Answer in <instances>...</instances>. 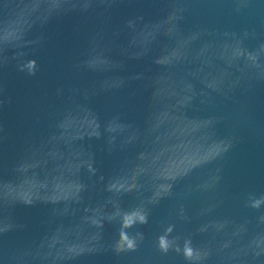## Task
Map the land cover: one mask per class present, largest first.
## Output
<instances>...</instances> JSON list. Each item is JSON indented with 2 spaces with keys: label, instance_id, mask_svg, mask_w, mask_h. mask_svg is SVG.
Listing matches in <instances>:
<instances>
[{
  "label": "water",
  "instance_id": "1",
  "mask_svg": "<svg viewBox=\"0 0 264 264\" xmlns=\"http://www.w3.org/2000/svg\"><path fill=\"white\" fill-rule=\"evenodd\" d=\"M0 264H264V0H0Z\"/></svg>",
  "mask_w": 264,
  "mask_h": 264
},
{
  "label": "clouds",
  "instance_id": "2",
  "mask_svg": "<svg viewBox=\"0 0 264 264\" xmlns=\"http://www.w3.org/2000/svg\"><path fill=\"white\" fill-rule=\"evenodd\" d=\"M129 247H131V244H129ZM187 254H189V255L191 254V253H190V250L188 251V253H187Z\"/></svg>",
  "mask_w": 264,
  "mask_h": 264
}]
</instances>
